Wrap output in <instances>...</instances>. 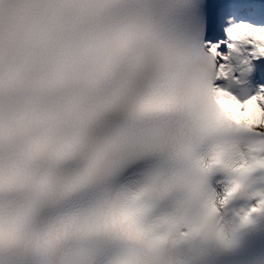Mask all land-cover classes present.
I'll use <instances>...</instances> for the list:
<instances>
[{
	"label": "snow or ice",
	"instance_id": "snow-or-ice-1",
	"mask_svg": "<svg viewBox=\"0 0 264 264\" xmlns=\"http://www.w3.org/2000/svg\"><path fill=\"white\" fill-rule=\"evenodd\" d=\"M264 0H17L0 11V264H205L231 241L193 150L264 162ZM39 7V16H33ZM26 14L24 39L14 38ZM91 36L42 77L23 55L62 13ZM240 88V94L231 89ZM223 94L250 122L207 99ZM248 136V139H244ZM208 156L205 155V163ZM264 209V198L249 212ZM248 222V213L240 225Z\"/></svg>",
	"mask_w": 264,
	"mask_h": 264
},
{
	"label": "clouds",
	"instance_id": "clouds-1",
	"mask_svg": "<svg viewBox=\"0 0 264 264\" xmlns=\"http://www.w3.org/2000/svg\"><path fill=\"white\" fill-rule=\"evenodd\" d=\"M16 6L17 0H0V11L7 12L10 8L15 10ZM14 14L17 17L14 38L22 40L24 39L26 14L16 13L15 11ZM90 43L91 36L86 25L77 24L73 13L59 14L47 31L38 37L31 48L24 53L23 66L29 75L42 77L54 70L78 63L87 55ZM206 103L210 108L219 106V109L223 110L238 124L250 122L251 117L248 109L241 110L223 94L218 93L215 97L210 96ZM205 155L208 156L206 163ZM227 158H230L228 148L209 149L208 153H204L197 147L193 150L188 164L196 173H201V169L204 167L207 169V173L219 171L234 175L235 179H238V185L231 193V196H233L243 192L245 178L254 170L264 168V162L249 160L238 170L233 171L231 167L225 166ZM231 187H233L232 184Z\"/></svg>",
	"mask_w": 264,
	"mask_h": 264
},
{
	"label": "bare ground",
	"instance_id": "bare-ground-1",
	"mask_svg": "<svg viewBox=\"0 0 264 264\" xmlns=\"http://www.w3.org/2000/svg\"><path fill=\"white\" fill-rule=\"evenodd\" d=\"M247 80V83L243 85V88L247 89L249 91V94L255 92V90L258 88V85L254 83V81L250 78V76L245 78ZM232 91L236 92L237 94H240V88L234 86Z\"/></svg>",
	"mask_w": 264,
	"mask_h": 264
}]
</instances>
